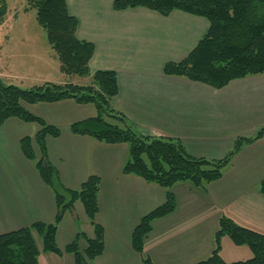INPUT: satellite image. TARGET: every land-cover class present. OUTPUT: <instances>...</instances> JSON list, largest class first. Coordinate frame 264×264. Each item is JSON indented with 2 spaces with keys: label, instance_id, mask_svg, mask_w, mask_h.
<instances>
[{
  "label": "crops",
  "instance_id": "crops-1",
  "mask_svg": "<svg viewBox=\"0 0 264 264\" xmlns=\"http://www.w3.org/2000/svg\"><path fill=\"white\" fill-rule=\"evenodd\" d=\"M115 1L67 0V4L79 21L78 39L95 45L91 73H117L119 94L112 107L126 117L138 135L180 141L192 157L221 160L233 150L238 138H254L264 129V74L215 89L164 73L166 64L184 60L206 35L210 26L206 19L179 10L168 17L144 8L115 11ZM7 33L0 31V52L14 44ZM22 36L17 47L29 44ZM50 48L46 42L37 46L28 61L34 74L41 72L33 78L39 81L35 86L60 83V63ZM52 65L57 71V77L52 78L55 80L48 78ZM0 79L13 85L6 81L13 80L11 75L0 72ZM85 82L80 83L78 78L74 81L81 86ZM23 106L60 129L59 138L47 139V148L66 189L79 190L91 176L100 179L96 223L105 231V250L90 264H143V256L155 264H199L215 249L222 217L264 235V196L260 192L264 136L245 145L220 180L205 188L190 182L173 186L177 208L153 222L142 256L133 247V233L145 216L165 203L167 190L124 174L130 155L128 144H107L71 131L73 124L97 116L94 105L65 100ZM39 130L37 124L18 119L8 120L0 129V235L55 221L54 194L21 147L24 138L34 139ZM33 148L39 155L37 147ZM79 234L85 236L79 242L84 252L86 239H94L95 230L81 202L60 223L58 247L64 250ZM38 244L39 264H75L72 254L43 253ZM226 250L234 258L227 256ZM239 252L245 255L243 260L251 257L248 249L235 246L229 237L222 239L221 257L225 262H240Z\"/></svg>",
  "mask_w": 264,
  "mask_h": 264
},
{
  "label": "trees",
  "instance_id": "trees-1",
  "mask_svg": "<svg viewBox=\"0 0 264 264\" xmlns=\"http://www.w3.org/2000/svg\"><path fill=\"white\" fill-rule=\"evenodd\" d=\"M28 9L36 10L37 22L46 31L47 41L57 55L60 72L68 78H90V85L76 83L59 85L47 82L29 89L6 85L0 79V129L10 119L34 123L40 127L35 138L21 141L25 157L35 167L52 190L57 205L53 223H36L28 228L0 235V264H39L41 244L43 253L58 256L72 254L75 264H90L105 250V231L96 223L99 212L100 179L91 176L79 190L66 189L56 167L50 162L47 139L59 138L58 127L48 125L42 118L24 108V104H54L74 100L92 104L97 116L71 126L75 135L89 136L107 144H128L129 160L124 174L143 178L167 190L165 203L145 216L133 233L136 252L144 255L145 242L153 230V222L173 213L177 200L171 191L180 182H190L197 188L220 180L224 169L245 145L264 136V129L254 138L240 137L233 150L221 160L190 156L180 141L138 135L126 117L112 107L119 94L115 71L91 73L90 62L95 45L79 40V21L69 12L67 0H26ZM144 8L168 17L176 10L201 17L209 22V30L190 54L178 63H168L164 73L222 89L230 82L264 74V0H116L115 11ZM4 10V9H3ZM0 13L3 14L2 11ZM37 147L39 155L33 146ZM264 196V181L260 185ZM81 202L95 230L94 239H86L87 248L80 249L81 237L64 250L57 245V231L65 214ZM229 237L236 246H248L253 258L227 263L221 257L222 239ZM143 264H155L143 256ZM199 264H264V235L243 228L233 220L222 217L215 234V249L209 259Z\"/></svg>",
  "mask_w": 264,
  "mask_h": 264
},
{
  "label": "rangeland",
  "instance_id": "rangeland-1",
  "mask_svg": "<svg viewBox=\"0 0 264 264\" xmlns=\"http://www.w3.org/2000/svg\"><path fill=\"white\" fill-rule=\"evenodd\" d=\"M27 9L28 5L26 0H0V11L3 12V14L0 13V31H8L9 33L7 34L10 35L14 41V44L9 47L10 49L8 51L0 52V72L6 74L7 76H13V80L9 81V79H6V81L12 82V86H16L21 89H29L34 87L35 84L39 83V81H37L38 79L33 78H38L37 75H40L41 72H39L38 74H34L33 71L29 68L30 65L28 61H30L29 59L31 56H34L37 46H41V44H44L45 42L48 43L46 31L37 22L36 10ZM22 33L24 34L25 39H27L29 44H20V46L17 47L16 42L20 43L23 39ZM29 33L32 38L29 37ZM56 72H54L52 65L50 67V71L48 72V78L50 80H55L52 78L57 77ZM62 75L63 76L61 77L58 70L60 83L56 84L65 85L68 83H74V78H68L64 74ZM78 80L80 81V83L81 81H87L85 83H82L83 86H88L91 83L89 78H82V80L78 78ZM242 247H244L246 251L248 249L251 252V257L243 260L246 257L242 252H239V259H242L240 261H246L253 258V252L249 249V247ZM226 255L232 256V253L226 250ZM232 258L234 257L232 256Z\"/></svg>",
  "mask_w": 264,
  "mask_h": 264
}]
</instances>
